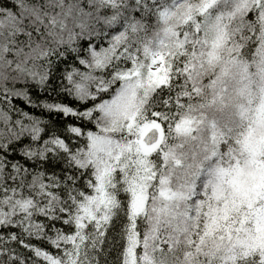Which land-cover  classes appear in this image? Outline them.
Wrapping results in <instances>:
<instances>
[{
	"label": "snow or ice",
	"instance_id": "snow-or-ice-1",
	"mask_svg": "<svg viewBox=\"0 0 264 264\" xmlns=\"http://www.w3.org/2000/svg\"><path fill=\"white\" fill-rule=\"evenodd\" d=\"M0 264H264V0H0Z\"/></svg>",
	"mask_w": 264,
	"mask_h": 264
}]
</instances>
